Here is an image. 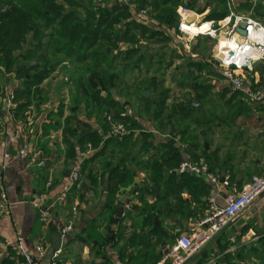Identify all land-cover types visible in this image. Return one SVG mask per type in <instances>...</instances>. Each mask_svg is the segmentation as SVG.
Returning <instances> with one entry per match:
<instances>
[{"label": "crops", "instance_id": "crops-1", "mask_svg": "<svg viewBox=\"0 0 264 264\" xmlns=\"http://www.w3.org/2000/svg\"><path fill=\"white\" fill-rule=\"evenodd\" d=\"M236 5L238 10L243 13H248L253 9L257 16L264 14V5H256L254 7L252 0H236ZM224 13H226V7L221 4L209 16L213 19H218ZM257 71L260 75V86H263L264 66L258 65ZM51 80L53 82L55 76ZM47 82L42 86V95L56 98L49 101L48 112L42 110V119L36 124H32L31 116H33L35 110L33 105L28 107L20 118L16 115L18 111L16 109L17 104L21 103L20 101H15L13 110L6 108V98L10 93L15 96V92L19 89L21 83L14 75H4L0 72V84L4 87L3 97L0 99V175L2 174L3 176L5 191L11 203V213L0 215V264L11 262L10 258L16 254L14 246L20 237L26 242L29 251L34 254H36L38 245L44 246L45 257L41 261L42 264H51V260L47 258V255L58 244L57 250H61L59 264H105L100 252L106 255L109 260L108 264H129L128 259L130 257H133V261L130 264H146L144 258L139 254V251H142V247L136 248L130 245L128 239L133 233L141 231V222L143 217L146 216V214L136 211L133 206L138 205L139 208L144 206V203H141L138 198L139 194H134V191L137 188L150 191L152 187L149 173L141 164L142 160L146 159L148 155L142 154V157H140L139 155L136 156L126 152L127 155H133V158H135L134 162H126L128 169L132 170L134 174V182L128 187L121 188L116 194L114 202L109 199L107 183L103 182L101 178L102 170H104L102 167L103 158L100 159V162L98 159L90 163L86 169L82 167L81 177H83L84 181L82 186L80 185L81 183L73 182L70 176L71 167L82 160L84 163L97 151L85 156L86 153L83 154L78 150L75 160L66 161L67 145L65 142L67 136L64 128L65 119L73 114L76 115L77 120L88 123L96 129L100 128L99 122L101 119L93 117L94 119L92 120L91 117L86 116L87 112L85 110H80L76 105L69 104L72 102H67L64 99L63 88L65 87L64 90L66 88L71 90L70 98H72L73 95L78 93L75 91L77 90L75 87L69 84L65 86L63 82L60 84L62 89L57 90L54 86H48L47 89H44ZM185 89L192 92L187 87ZM232 92L235 93L234 91ZM236 93L240 95L239 97H241L242 101H246L244 94ZM101 96L105 99L107 94L104 95L102 93ZM179 96L177 94L175 98ZM171 98H173L172 102H175V98ZM171 98L169 97L168 101H171ZM59 102L64 105V117L61 119V128L57 127L60 119L55 115L53 117L49 116L50 113L56 112V110H53ZM250 104L254 107L250 106L251 110L246 113L248 114L246 119L240 120L245 116V114H242L238 120V122L242 123L241 126L248 127L246 133H243L245 139L242 138L243 134H240L241 142L234 139L235 144L232 145L228 152L231 157L224 163L222 160L220 165L214 167H211L208 163L201 162V164L208 165L212 173L219 177L220 180V185H213L205 179L210 186L209 196L203 198L206 206L205 210L188 193H184L182 196L190 202V209L193 213L185 216L172 213L173 215L171 214L167 218H165L166 216L162 217L163 226L171 235L178 230L181 235L193 236L195 229L198 228L199 223L207 215V210L210 208L208 203L210 197L214 196L217 200V205L223 207L226 197L232 193V190H242L250 183L253 176H264V105H257L252 102ZM66 110H69V113ZM198 111H201V108ZM257 113L262 114V117L258 116ZM66 114L69 115L67 116ZM172 124L169 127L171 130L173 125H176ZM55 125L57 126L54 127ZM226 126L230 130L235 125L233 127L230 125ZM73 127H77V124L73 125ZM143 130L145 133L146 130ZM200 133L205 136L202 131ZM169 134L175 136V139L173 140L172 138V140L166 142V140L162 141L164 138H161L160 142L157 141L156 143V137L153 136L154 153L161 145L170 143L183 156L182 162L185 160L193 163H199L200 161L210 162V159L203 154L205 151L195 156L191 155L192 152L191 154L183 153L181 151V143L183 141L177 135L179 134L178 130L176 133L173 131V133L170 132ZM246 136L249 138H246ZM137 137L139 136L137 135ZM192 140H195V138ZM135 142L138 143V148L142 146V140L137 141L135 139L132 142V146ZM24 146L40 155L44 161V167L39 168L29 165L28 161L20 159L19 151ZM106 160L104 163L107 164L109 160ZM227 176L230 177V188L222 185L224 178ZM49 181H52L51 187L48 186ZM101 186L102 189H100ZM61 195H66L65 200H59ZM39 196H45L44 208L51 213L50 218L46 222L41 220L39 209L32 203L33 199ZM146 201L149 205L157 203L155 197L150 195L146 196ZM121 203H125L124 213L119 223L115 225L114 219L117 212L114 213L113 209L114 207L119 209ZM240 218L241 221H244L240 224L238 233L236 232L235 234V228L240 219L216 236L198 255L188 259L186 263L189 260H193L190 264H196L200 261H203V264H222L229 255L232 256L233 253L243 247L250 248L252 244H256L263 239L264 195ZM70 222L73 223V233L62 237V228ZM102 232H105V234ZM113 234L115 239H113ZM108 237L111 243L107 246H102L106 243L105 241ZM228 241L231 246L226 251H223L222 247ZM155 249L158 252V247H155ZM163 250V258L158 264H174L169 256L170 249L163 248ZM142 253L144 254V252ZM20 260L14 261L16 262L15 264L21 263Z\"/></svg>", "mask_w": 264, "mask_h": 264}, {"label": "trees", "instance_id": "trees-1", "mask_svg": "<svg viewBox=\"0 0 264 264\" xmlns=\"http://www.w3.org/2000/svg\"><path fill=\"white\" fill-rule=\"evenodd\" d=\"M88 1L0 0V72L4 75H14L21 83V86L15 92V101L17 97L16 102H21L17 104V117H22L28 107L33 105L32 100L35 98V94L36 96L43 94V84L51 80L58 67L65 60H72L77 64L90 63L94 68L106 67L110 69L115 75L112 78L104 77L100 82L101 86L108 91L105 99L101 96V89H98L95 85L93 86L90 82L87 87L85 86L86 89H82V86L85 85L84 82L78 83L77 95L79 98L82 96L86 98V95L89 94L100 99L101 104L108 102L106 103L107 105L120 106L123 111L124 107L121 103L111 97V90L115 88L114 86L120 87L124 83V74L123 72L116 73L112 71L118 65L113 68L117 57L111 56L113 49L110 44L117 47L120 42H129L136 32L140 34L141 38L149 40H155L157 36L162 35H165L170 42L172 40L165 32L151 29L136 21L128 22L125 30V26L116 29L115 25L119 20L121 21L120 17L123 19L127 18L130 12L115 4L95 8ZM132 2L139 4L141 7L147 6L154 9L155 12H158L157 18L170 27H174L178 21V17L172 13L169 3H173L175 10L181 0H132ZM139 5L138 7H140ZM83 9L85 13L82 15L78 10ZM105 42L109 47L104 46ZM109 49H111L110 53ZM137 53L138 49H132L127 52L124 58L128 60ZM142 59L143 57L140 55L136 59L135 64L138 68L140 63H142ZM170 64H165L163 67L170 68ZM151 66L152 64L148 63L146 68L149 69ZM185 75L188 80H191L190 75H187V73ZM198 79V76L195 77L185 87L192 91L191 94L195 102H201V111H198L197 107H192L189 101L176 102L170 106L167 103L169 94L166 92L161 93L154 112V119L159 121L161 130L165 128L164 123H173L175 119H178L180 125L189 121L200 127L209 126L214 122V119L205 120L200 118L203 116V108L208 102L212 86L202 85L197 82ZM152 85L160 88V83L154 81L151 85L149 84L148 89H152ZM3 91L4 87L0 84V99L3 97ZM236 95L238 93L235 92L234 96ZM229 103L231 105L232 101ZM167 109L169 113H166ZM55 110L56 112L50 113L49 116L53 117L55 115L59 118L58 126L55 125L54 127L61 128V119L64 117V105L61 102L57 103L53 111ZM250 110L246 101L241 99L238 102V110L234 112L236 114L231 122L233 123L235 118L239 119L242 114L249 113ZM100 116L102 120L99 122V129L77 120L78 118L73 114L65 119L64 128L67 136L65 142L67 145L66 161L75 160L78 150L83 154L87 153L89 144L97 152L83 163V169H86L90 163L98 159L99 162L101 158L108 159L106 167V163L102 165L104 168L102 170V178L106 176L103 182L107 183L109 199L114 202L119 190L130 186L134 182V174L126 165V162H134L135 160L133 155H127L126 153L133 136L132 134H127L121 139H107L108 125L106 123V114H101ZM216 119L220 120L222 124L231 123L225 117L223 118L224 120L220 117ZM75 124H77V127L74 128L73 125L75 126ZM175 126L173 125V131L176 133ZM186 132L187 129L183 131V133ZM138 136L136 140L143 141L139 149L143 151V155H148L140 163L149 173L152 187L150 191H145L143 188H137L134 191V194H139L138 198L141 203H144V206L139 208L138 205H134L133 208L144 215L146 214V216L142 219L141 231L133 233L128 240L130 245L136 248L142 247V251H139V254L144 258L146 264H158L163 258V248L171 249L176 239L174 235H171L164 228L162 217L166 216L165 218H167L172 213L182 216L193 213L190 209V202L182 196L184 193H188L205 210L206 206L203 198L209 196L210 186L202 176L178 172L183 156L177 152L173 145L170 143L163 144L154 153L153 135L151 133H141ZM134 145L137 146L138 143L135 142ZM196 151L198 150L196 149L191 154L192 150L188 151L187 149V152L192 156L196 155ZM203 154L206 155L205 152ZM206 157L210 159V156L206 155ZM116 160L118 161L117 164H115ZM147 195L154 196L157 203L149 205L146 201ZM117 210L118 208L114 207V213ZM157 221L159 225H157ZM105 242L102 246H107L111 243L109 237ZM230 246L231 244L228 241L222 247V250L226 251ZM253 246L257 248V252L252 253L253 259L261 260L264 264V238L256 244H252L250 248H253ZM155 247H158V252H156ZM246 248L252 250L249 247ZM100 255L105 260V264H108L109 260L106 255L101 252ZM242 255L243 250L241 249L237 256L240 257L241 262H245V258ZM228 257L230 259L231 255ZM132 261L133 257H130L128 259L129 264ZM192 262L193 260H189L185 264ZM202 262L200 261L196 264H203ZM15 263L11 261L8 264Z\"/></svg>", "mask_w": 264, "mask_h": 264}, {"label": "rangeland", "instance_id": "rangeland-1", "mask_svg": "<svg viewBox=\"0 0 264 264\" xmlns=\"http://www.w3.org/2000/svg\"><path fill=\"white\" fill-rule=\"evenodd\" d=\"M89 1L90 5L92 6L91 0ZM114 3V0H104L105 7L112 6L114 5ZM142 7L150 9L151 16H153L152 18L156 19L160 23V25H162V27H165L169 30H172L174 28L173 26L170 27L167 24L162 23L157 18L158 12H155L154 9H151L147 6ZM169 7L172 8L171 11L175 14L172 2L169 3ZM78 11L79 13H82V15L85 13L84 9ZM120 19L121 21L119 20V22L116 23L115 28L120 29L125 26V30L126 24L128 22H132L130 20L132 19V13H129V16L127 18L123 19L120 17ZM165 34L171 37V42L165 35L157 36L155 40H149L147 38H141L140 34L136 32L129 42H120L117 47L113 44H110L111 48L113 49V54H111V56L117 57V59L115 60V66L113 65V68H116V66L118 65V67L112 71L116 73L123 72L125 76L123 78H126L124 79V83H122L120 87L115 85V88L111 90V94H114L111 95L112 99L117 100L121 103V105L124 107L123 111L121 110L120 106L115 107L112 105H107L106 103L108 102L101 104L100 99L94 96H90L89 94L86 95V98H83L82 96L81 98L76 99L78 95H73V97L70 98L71 90L69 88L68 90L67 88L64 90L65 87L62 90L65 95L64 99L67 100V102H72L69 104L73 106L76 105V107H78L80 110H85L87 112L86 116L91 117L92 120L94 118L102 120V118H100V115L106 114L107 125V117L109 115L113 116L117 121H125L128 125V128H126L127 134H129L130 131L133 136V140L129 142L126 151L130 152V154H134L136 156L139 155L140 157H142L143 151L135 145L132 146V142L136 139L137 135L144 133L143 129L146 130L145 133L150 132L153 136L156 137V143L157 141L160 142L161 138H164L162 139V141L166 140V142L172 140V138L173 140L175 139V136L169 134L170 132L173 133L174 130V128H172V130L169 129L171 123H164L166 129L164 128V130L161 131L159 121H156L154 119V112L157 108V102L159 101L158 99L161 93L166 92L167 94H169L170 98H175V95L177 94L180 95L179 97L175 98V102H172L173 98H171V101H168L170 105L171 103L176 102L180 103L184 101H195L193 100L194 97L191 94L192 92L188 90L186 91L185 85H188L189 81H193V79L198 76V83L202 85L212 86V90L209 93L208 102L203 108V116L200 118L205 120L214 119V122L211 125L204 127L194 125L189 121H186L182 123V125H180L178 119H175L173 123L176 124L175 129L179 131V134L177 135L183 141V143H181V151L183 153L187 154V149L189 151L191 147L192 154L196 149L198 150L196 151V154H202V151H205L206 155L210 156V162L200 161L197 164H201V162H204L208 163L211 167L220 165L222 160L224 163L226 160H228V158L231 157V154H229L228 152L232 148V145L235 144L234 139L239 142H241L240 139H245L244 134L246 133V129L248 127L241 126L242 123L238 122L239 119L237 118H235L236 120L234 119L233 123L231 122L234 115L236 114H234V112L238 110V102L241 100V97H239L238 95L234 96V93L231 91L228 81L222 75V71L218 68H215V65L213 64L215 41L206 37H201L182 42L179 41L175 35L171 36L166 32ZM104 46L109 47L106 42ZM132 49H138V53L133 56V58L125 60V55ZM108 51L110 53L111 49H109ZM139 55L143 57L144 62L142 59V63H140V67L138 68L135 62ZM148 63L152 64L149 69L146 68V65ZM169 63H171L170 68L163 67V65H168ZM57 71L58 72L54 74L55 80H53V82L52 80H49L45 84L44 89H47L48 86H54L58 90L62 87L60 84H62L63 82L65 83V86H68L69 84L76 89H78V83L80 84L81 82H84L85 85L82 86V89H86L85 86L87 87V84L90 82L91 84H93V86L95 85L98 87V89H101V92L105 95L108 93V91L105 87L101 86L100 82L104 77L112 78L113 75H115L110 71V69L106 67L94 68V66H92L90 63L77 64L72 60H65L58 67ZM185 73H187V75H190L189 77H191V80L187 79ZM154 81L160 83V88L154 87L152 85V89H148L149 84L151 85ZM121 90L122 92H120ZM50 97L51 98H49L47 95L36 96L35 94V98H33L32 104L36 111L34 110V114L33 116H31V121L33 122L32 124H36L40 119H42V110H46V112H48L49 101L56 98L54 96ZM230 101H232L231 105L229 103ZM246 103L249 107H254L247 99ZM66 111L67 113H69V110ZM166 113H169L168 109ZM66 115L68 116L69 114ZM247 115L248 114H245L243 119L240 120H245ZM257 115L262 117V114L257 113ZM217 117H220L221 119L225 117V119L231 123L228 124L226 122L222 124L220 120L216 119ZM138 124L141 126H139ZM225 124L230 125L231 127L235 125L236 127L234 126L229 130ZM185 129H187V132L183 133ZM131 130L133 131L131 132ZM201 131L205 134V136L201 135ZM240 134H243L242 138L240 137ZM165 136L167 137L166 139ZM193 138H195V140H192ZM246 138L249 137L246 136ZM88 149L90 150V153L93 154L94 150L91 145H88ZM102 161L104 163L107 160L106 158H103ZM117 163L118 161L116 160L115 164ZM106 165L107 164H105V167ZM77 183H81L80 185L82 186L84 183L83 177H81V179ZM100 189H102V186L100 187ZM243 221H241L240 218L235 228V234L236 232L238 233L240 224ZM102 233L105 234V232ZM113 239H115L114 234ZM250 249L252 250H249L246 247L242 248V256L245 258V262H241L240 257L237 256L238 252L241 251L240 249L238 252L233 253L230 259H228L229 257H226L224 263L222 264H263L261 260L253 259L252 253L257 252V248L253 246V248Z\"/></svg>", "mask_w": 264, "mask_h": 264}, {"label": "built area", "instance_id": "built-area-1", "mask_svg": "<svg viewBox=\"0 0 264 264\" xmlns=\"http://www.w3.org/2000/svg\"><path fill=\"white\" fill-rule=\"evenodd\" d=\"M115 5H124L127 11H131V21H136L151 29L175 35L179 41H188L201 37L215 41L213 64L215 68L222 71V75L228 81L234 92L244 94L245 98L257 105H264V77L263 86H260V75L257 71L258 65L264 66V14L257 16L252 9L248 13L240 12L236 0H183L175 7V14L178 21L172 30L162 27L153 19L151 10L146 7H137L132 0H114ZM93 7L104 6V0H91ZM132 3V4H131ZM224 4L226 13L220 18H211L209 15L216 11V5ZM252 4L264 5V0H252ZM219 10V9H218ZM196 17L197 19H192ZM240 31H244L242 35ZM223 56L221 59L220 56ZM15 107V96L10 93L6 98V108L13 110ZM109 138H122L127 135L128 125L125 121H117L113 116L107 117ZM130 133V131H129ZM20 137V135H19ZM90 149V146H89ZM90 154L87 151L85 156ZM19 157L28 161L29 165L39 168L44 167V161L37 152L30 151L24 146L19 151ZM83 160L76 163L71 171L73 182H79L82 176ZM179 173L190 172L202 176L213 185H220L219 177L210 170L206 164H197L189 160L184 161ZM222 185L230 188V177H225ZM52 186V181L48 182ZM264 195V176H253L250 183L242 190L234 189L225 200V205L219 207L214 196L208 199L210 208L207 215L193 236L181 235L175 231V243L169 250V256L174 264H185L186 261L198 255L216 236L220 235L231 225L235 224L240 217ZM66 195L59 197L60 201L65 200ZM45 196L35 197L33 205L39 209L41 220L46 222L51 213L44 208ZM11 213V203L4 187V179L0 175V215ZM62 237L73 233V223L70 222L62 228ZM16 254L11 261H18L19 264H42L45 257V248L42 245L36 247V254L29 251L26 242L22 237L18 238L14 246ZM61 250H57L51 260V264H59Z\"/></svg>", "mask_w": 264, "mask_h": 264}, {"label": "water", "instance_id": "water-1", "mask_svg": "<svg viewBox=\"0 0 264 264\" xmlns=\"http://www.w3.org/2000/svg\"><path fill=\"white\" fill-rule=\"evenodd\" d=\"M122 8H124L125 10H127V7L124 5H120ZM219 4L216 5V7H218ZM242 35H245L244 31H240ZM220 58L222 59L223 56L221 55ZM190 105L193 107H197L199 110L201 108V102H190ZM73 169V166L71 167V170ZM124 208H125V203H121L117 213H116V217L114 219V224L117 225L121 219V217L123 216L124 213ZM158 223V222H157ZM59 245V244H58ZM58 245H55L48 253L47 258L52 260L54 253L56 252V250L58 249Z\"/></svg>", "mask_w": 264, "mask_h": 264}, {"label": "bare ground", "instance_id": "bare-ground-1", "mask_svg": "<svg viewBox=\"0 0 264 264\" xmlns=\"http://www.w3.org/2000/svg\"><path fill=\"white\" fill-rule=\"evenodd\" d=\"M190 18L195 19V20L197 19L196 17H191V16H190Z\"/></svg>", "mask_w": 264, "mask_h": 264}]
</instances>
